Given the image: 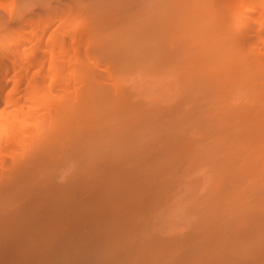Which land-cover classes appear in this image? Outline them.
<instances>
[{
    "label": "rangeland",
    "instance_id": "374dc122",
    "mask_svg": "<svg viewBox=\"0 0 264 264\" xmlns=\"http://www.w3.org/2000/svg\"><path fill=\"white\" fill-rule=\"evenodd\" d=\"M156 1L158 2L155 3ZM156 1L0 0V36L2 37L21 26L28 28V24L43 22L49 17L56 19V16L62 12L71 14L72 24L76 21L80 24L84 20L86 23L91 21L90 25L93 29L91 30L92 27H90V31L94 32L95 29L97 34L93 32L92 34L96 35V39L90 35L91 32L88 36L94 41H100H95L97 44L92 41V47L95 44L93 48L95 49L98 43L102 44H99L101 48L98 47L95 53L91 52V48L87 49L88 54L91 53L95 57L100 56V60H104V55H106L105 58L115 63L111 62L113 69L118 70L115 69V72L119 73V81L121 78L120 83H117L118 81L115 82L116 80L111 78L112 69L108 70L111 72L109 74L111 77L104 70L105 67L102 64L108 63L109 68L111 65L109 60L106 59L105 63L99 62L101 65H95L82 53V58L85 59L83 62L92 68V76H96L95 80L92 77L90 82L94 93L91 95H89L90 92L84 93L87 84V86L82 84V88L85 86L84 91L78 92L86 96L82 94L85 99L81 100L85 104L77 109L85 108L78 112L73 111L77 115L70 116L66 121L71 123L60 126H51L49 118L52 119L56 112L53 114L55 110H50L47 117L30 122L25 126V131L18 139V143H12L7 150L6 148L2 150L1 147L0 182L1 179H7H5L6 184L3 180L1 184L4 185L0 186V264H264V161H262L264 160V143H262L264 142V111L262 112L264 87L258 91L259 93L255 92L259 90L258 84H264V80L260 79L257 71L252 74L256 68L249 70L251 76L248 74L247 78L241 77L246 79L245 81L239 79L240 77L237 78L234 74L235 69L238 68L234 66L237 62L232 58L235 51L239 52L237 50L239 47H243L240 51L244 53L249 52L248 47L252 50L254 38H252L251 29H246L236 35V38H240L239 42H242V46L236 49L235 44H227L229 40L224 44L225 38L220 36V28L217 29L219 31L216 30L219 25L213 28V23L210 22L212 24H208L207 29L202 27L201 32L198 31L199 27L196 28L197 32L194 29L196 24L193 27L192 24L184 23L188 21H185V18L184 22L181 21L183 23H179L170 17L172 25H176L171 30L174 34L173 39L180 40L179 44H173V46L183 48L184 44L180 43H186L185 41L194 42L191 46L199 43L196 49L191 47L195 51H192V54H195L192 56L188 54L191 57L188 56L189 60L193 63L186 61L188 58L183 57L184 59L181 58V60L179 56L177 57L178 54L174 55V53L170 55L168 53V56L161 55L159 59L153 58V55L149 53L154 54L157 51L156 48L153 52L150 49L146 50L147 47L150 48L151 43H148L150 46L146 45L147 47L142 44L143 49L136 48L138 44H135L134 39L136 35H141L138 31L142 30H137L138 33H135L134 28L131 27L133 22L129 21H138L137 25L140 26L152 20L153 24L156 21L160 22L154 19L157 12L167 11H156L158 9L156 7L162 4L164 6L166 3L165 0ZM161 1L162 3H159ZM168 1L172 3V6L173 3L178 2V0ZM201 1L203 5V0ZM204 1L209 7L210 3L216 0ZM216 3L214 5L219 9L216 10L214 7L212 12L221 19L224 7L219 2L217 5ZM214 5L211 4L210 8L212 9ZM175 7L178 6H174V9ZM172 8L169 7V9ZM183 9L177 10L182 11ZM221 9L222 14L219 11ZM196 11L199 10H195L194 13ZM139 12L141 13L138 14ZM148 13L150 14L147 15ZM185 13L186 11L183 14ZM164 16L160 14L157 17L162 19ZM170 18L168 20H171ZM187 19L192 20L193 18ZM220 22L221 20L217 23ZM163 23L161 26L164 25ZM151 24H148V27ZM157 25L161 29L164 28L160 26V23ZM183 26L185 28L192 26L191 29H194L196 33L190 28L188 30L191 32L188 33ZM170 28L168 27L167 30ZM182 28L187 32H184ZM144 29L146 31V27ZM176 29L180 31L178 36H175ZM120 30H122L120 32L122 35L119 34ZM182 30L188 35H184ZM213 30L215 32L213 34H218L220 37L216 35L212 36L215 39L212 37L210 39L209 36L212 35L210 31ZM192 31H194L193 35L194 33L199 34L198 38L197 36H192V38L195 37L194 40L189 38ZM128 32L131 34L128 35ZM152 32L154 33V31L150 33ZM207 32L211 34L208 35ZM163 33L162 40L157 39L158 42L167 41L169 36L172 38L170 34L166 38L167 31L160 34ZM202 33L208 35L206 43L211 48L207 49L208 46L203 45L206 37L204 38L205 35ZM99 34L101 37L97 36ZM181 35L183 36L179 37ZM151 37L153 38L154 34ZM182 40L184 41L181 42ZM208 40L215 41L210 43ZM105 43L109 44V48ZM171 43L174 42L167 43L169 45L167 49L173 47ZM221 44L228 47L225 48L222 45L220 53L219 49L212 48L213 45L219 48ZM157 45L160 44L157 43ZM201 46L202 50H200ZM204 46L207 47L205 50ZM132 47L136 48V52ZM159 48L163 49L164 46ZM151 49H153L152 46ZM174 49H171L172 52ZM177 50L176 52L180 51ZM212 50L216 51L211 52ZM196 52L197 54L200 52V55H196ZM215 52L221 54L220 57ZM203 55H206V58L204 56L200 59ZM144 56L146 59L149 58V61ZM175 56L181 62H178ZM194 56L197 60L192 58ZM225 59H227L226 62ZM194 60L201 61L196 63ZM123 61H126V65ZM218 61L220 63H215ZM182 63L184 66L187 63L185 69L191 72L184 74L187 75L186 78L182 79L180 76V79L177 76L179 73L177 68L184 71ZM146 65L149 68L152 65L150 70L154 67L156 74L154 71L153 73L150 71L154 75L148 74L150 73L147 71L149 68L144 70ZM206 65L212 68L207 69ZM142 67L144 68L140 69ZM197 70L200 71L197 72ZM195 72L197 73L194 74ZM203 74H209L211 78ZM155 76L159 82L154 86L152 81L155 80ZM202 76L207 79L200 82L201 84L212 83V85L205 83L204 87L207 88L210 85L206 92L210 94H206L203 90L204 84H198L197 77L202 80L204 79ZM215 76H218V80ZM174 77L179 78L181 86L178 85L179 80L176 81ZM193 77L196 78L193 79ZM222 77L224 78L221 79ZM187 78H191V81ZM148 79L151 81L149 82ZM184 82L186 84L191 82V85H186ZM195 82H198L197 85ZM113 83L117 84L113 85ZM248 83L252 85V88ZM214 85L218 87H213ZM232 85L238 87L234 89ZM77 87L80 89L79 86ZM210 87L213 88L210 89L212 92L218 91L215 94L216 98L213 94L210 96L212 93L208 92ZM79 89L77 90L80 91ZM221 94L223 98L220 97ZM237 94H239L238 97ZM236 97L238 99H235ZM71 98L69 101H72ZM208 98L216 102L220 98L224 102L220 100L219 106L213 102V106L212 102L207 101ZM61 100L68 101L67 98ZM56 102L59 100L54 104ZM207 102L211 103V107L207 105ZM83 103L79 104L83 105ZM203 109L209 111H205L209 113L207 115H210L212 111L211 115L214 119L207 116ZM49 130H53V133ZM234 236L235 239H233Z\"/></svg>",
    "mask_w": 264,
    "mask_h": 264
},
{
    "label": "bare ground",
    "instance_id": "6f19581e",
    "mask_svg": "<svg viewBox=\"0 0 264 264\" xmlns=\"http://www.w3.org/2000/svg\"><path fill=\"white\" fill-rule=\"evenodd\" d=\"M156 1V0H155ZM197 1L198 0H187V1H185L184 2V0H183V2H182V0H178V2H175L177 5H175V3H173L174 5L172 6V3L170 2V3H168L169 1L168 0H165V3L166 4H169V5H166L167 7H165V5L163 6V4H162V6H160V7H162L161 9L162 10H160V7L158 6V4H157V6L158 7H156V8H158V9H156V11L157 10H159L160 12H162V11H167V12H162V13H159V12H157V15H156V17H154V19H155V21L156 20H159L160 22H155V24H153L154 22H153V20H152V22H150V23H148V24H151L149 27H148V24H146V22H145V24H142L143 26L145 25V27H146V31H145V27H141L140 25H137V24H139L138 23V18L136 19V21L137 22H134V21H129V22H133V24L131 25V27L132 28H134L133 29V31L135 32V33H140L141 35H142V33H143V31H145L144 33H143V35L141 36V35H136V38L138 37V38H140V39H136L135 37V39H134V42H135V44H138L137 46H136V48H139V49H141L142 47H141V45L143 44L145 47H147L149 44L148 43H151L152 45V48L153 49H151V46H150V48H148L147 47V49L146 50H148V49H150V51L151 52H153V51H155V48H156V50L158 51V49H160L159 47H163L164 46V48L162 49H160L159 51V53L157 52V51H155L154 52V54L153 53H149V54H152L151 56L154 58V57H157L158 59L161 57V55L162 56H164L165 54L167 55L168 53H169V55H170V53H174V55H177V57L178 58H188V59H186V61H188L191 57L190 56H192V55H194V54H192L193 52L192 51H194V50H192V48L191 47H193L194 49H196V46H199V43H198V45H196L195 44V46H191V44L193 43V45H194V42H192V43H188L187 41H185L186 43H184L183 41L184 40H182L181 42H183V43H180V44H184L183 45V48H181L180 46H173V44H179L178 43V41L180 42V40H178V39H173V36H174V34H173V32L171 31V30H173V27L174 26H176L175 24L174 25H172L173 23H172V19L173 20H175V22H181V21H183L184 22V20L185 21H187V22H184V23H186V24H192V26L194 25V24H196V25H194V26H196V27H194V29L197 31V29L196 28H200V30H198V31H200L201 32V29H202V27H206V26H208L209 27V25L210 24H212L213 23V28H215L214 26H218V27H216V30L217 29H219L221 32H219L221 35L220 36H222V37H224V38H222V39H224L223 40V42H224V44H226V41H228L227 42V44L228 43H233V44H235L236 46V49L239 47V46H242L241 45V43L242 42H239V39L238 38H236L237 36L236 35H238V34H241L242 33V31H244V30H246V29H251V32H252V34H253V37L252 38H254V41H253V44H252V50H251V48H249L248 47V49H250L249 50V52L247 53L246 51H245V53L244 52H241L242 50V48L243 47H239V49H237V50H239V52L238 51H235L236 53H234L233 54V59L237 62L236 64L237 65H235L234 64V66H237L238 68H236L235 69V72H234V74L237 76V78H239V79H241V80H243V81H245L246 79H242V78H247L248 77V74L250 73L249 72V70H251L252 68L254 69V68H256L254 71H252L251 73L252 74H255V72L257 71L258 72V75H259V77H260V79H263L264 80V0H216L215 2H217L216 3V5L218 4V2L221 4V6H223L224 8H223V14H222V9L221 10H219L220 12H221V19L220 18H218V17H216L217 15H215L212 11L214 10V7H215V2L214 1H212L213 3H210V6L209 7H207V2H205L204 0H203V5H202V1L201 0H199L198 2L199 3H201V5H199V3H197ZM209 1V0H208ZM211 1V0H210ZM152 2H154V1H152ZM158 1H156L155 3H157ZM164 2V1H163ZM191 2H193V3H191ZM159 3H162V1L161 2H159ZM182 3V5H179V4H181ZM197 3V5H195ZM186 4V5H185ZM205 4H206V6H205ZM211 4L212 5H214L213 7H212V9L210 8L211 7ZM156 5V4H155ZM161 5V4H160ZM174 6H178L179 8H180V10L182 9V8H184L182 11H180V10H177V9H179L178 7H175V9H174ZM183 6V7H182ZM189 6H191V7H189ZM197 6V8H195ZM201 6L204 8H201ZM148 7V6H147ZM153 7V6H152ZM152 7H150V8H152ZM169 7L170 8H172V9H169ZM155 8V7H154ZM164 8V9H163ZM165 8H166V10H165ZM193 8H195V10H199V11H196V13H198V14H196V13H194V9ZM201 8V9H200ZM189 9V10H188ZM193 9V10H192ZM215 9L217 10V9H219V7L217 8V6L215 7ZM170 10V11H169ZM174 10V11H173ZM187 10H188V12H187ZM204 10V11H203ZM206 10V11H205ZM224 10H226V11H224ZM147 11V10H146ZM169 11V12H168ZM171 11H173V12H171ZM178 11V13L176 14V12ZM186 11V13L185 14H183L184 12ZM219 11H217V12H219ZM179 12H181V13H179ZM190 12H192L193 13V15H192V13H190ZM206 12V13H205ZM141 12H139L138 14H140ZM154 13H156V12H154ZM159 13V14H158ZM166 13V14H165ZM170 13H172V14H170ZM174 13V14H173ZM201 15H200V14ZM210 13H212V15L210 14ZM150 13H148L147 15H149ZM160 14L162 15V16H164V15H166V16H164V18H160V17H157V16H160ZM176 14V15H175ZM196 16H195V15ZM206 14V15H205ZM218 14V13H217ZM146 15V14H145ZM170 15V16H169ZM191 15L193 16V17H191ZM197 15H199V16H197ZM211 17V18H209V16ZM135 16H136V14H135ZM140 16H142V15H140ZM151 16V15H150ZM155 16V15H154ZM169 16V18L171 19V20H168L169 18H167ZM180 18H179V17ZM202 16H204V17H202ZM205 16H207V17H205ZM214 16V17H213ZM218 16L220 17V15L218 14ZM144 17V16H143ZM174 17V18H173ZM193 18L192 20L190 19H187V18ZM216 17V18H215ZM70 18H72L71 17V14L70 13H68V14H65V13H60V14H58L57 16H56V19H54V18H52V17H49V18H47L45 21H43V22H38V23H36V24H28V28H25L24 26H21V27H19V29H16L15 31H12V33H11V31L9 32V34L8 35H6V36H0V149H1V147H2V150L4 149V148H6V150H7V148L9 149L10 148V146H12V143H14V142H16V143H18V139L19 138H21L20 136L23 134V131H25L24 130V128H25V126L27 125V124H29L30 122H35V121H37V120H39L40 118H43V117H47L49 114V112H50V110H55L54 112H53V114L55 113L56 115H53L52 117V119H51V117L49 118V122H50V124H51V126H60V125H62V124H69V122L70 121H68V122H66L67 120H68V118L71 116V117H73V115H77V114H75L74 112L76 111V112H78V111H80V110H82V109H84L83 107H81L82 109H80V110H78L77 108H80V106H84V104L85 103H83V101H84V99H85V96H86V94H83V93H78V92H82V91H84L85 90V92L84 93H89V95H91V93H94L93 91H94V89H92L91 88V81H92V73H93V70H91L92 68L87 64V63H85V62H83V60H85L84 58H82V53H84V55L86 56V58H87V60H89L90 62H92L93 64H95V65H101V63H105V62H107V61H105L107 58H105V56L106 55H104V60H100L101 59V57L100 56H97V57H95V55L94 56H92V54L90 53V50H89V53H90V55L88 54V51H87V49H90L91 48V52H93V53H95V51H98V47L99 48H101V45H99V44H102V43H98V46L95 48V49H93L94 47H95V44H97L95 41H99V40H92V39H90V37L88 36V34H89V32H91L90 31V27H92L91 28V30L93 29V26H91L90 24L92 23L91 21H87L88 23H86V20H84V24L82 23V24H80V22H78V21H76V22H74L73 24L70 22ZM147 18V17H146ZM158 18H160V19H158ZM166 18H167V20H166ZM185 18V19H184ZM206 18V19H205ZM149 19V18H148ZM163 19H165V20H163ZM197 19V20H196ZM204 19H205V21H204ZM212 19H214V20H212ZM217 19H220L221 20V22L220 23H217V22H219V21H217ZM144 20V19H143ZM179 20V21H178ZM206 20H208V21H206ZM169 21H170V23H169ZM191 21V22H190ZM193 21V22H192ZM200 21V22H199ZM204 21V22H203ZM217 21V22H216ZM163 22H168L167 23V25H165V23H163ZM183 22H181V23H183ZM208 22V23H207ZM210 22H212V23H210ZM157 23L159 24L160 23V26H161V24L163 23L164 25H162L161 27L163 28V29H161L158 25H157ZM217 23V24H216ZM137 25V26H135V25ZM203 24H205V25H203ZM207 24V25H206ZM209 24V25H208ZM221 24V25H220ZM199 25V26H198ZM140 27V28H136V27ZM157 26L161 29L160 31L158 30V28H157ZM170 26H172L171 28H170ZM189 26V25H188ZM188 26H186V28H185V26H183V28H185V29H191L192 28V26H190V27H188ZM53 27V28H52ZM131 27H129V28H131ZM147 27L149 28V30L147 29ZM168 27L170 28V30H167L168 29ZM180 28H181V26H179ZM178 27V28H179ZM188 27V28H187ZM125 28V27H124ZM124 28H123V31H124ZM142 28V29H141ZM156 28V29H155ZM182 28V29H183ZM8 29V28H7ZM120 29V28H119ZM151 29V30H150ZM152 29H154V30H152ZM165 29V30H164ZM194 29H191V30H194ZM206 29H207V27H206ZM137 30H142V31H138L137 32ZM184 30V29H183ZM183 30H182V32H183ZM194 30V31H195ZM203 30V29H202ZM208 30H210V28L208 29ZM208 30H206V31H208ZM219 30H217V31H219ZM8 31V30H7ZM97 31V30H96ZM122 30H120L119 31V34H121L120 32H121ZM132 31V30H131ZM151 31H154V33L152 32V34L150 33ZM156 31H158V32H156ZM163 31H167V33H165V35L167 34V36H166V38H168V35L172 32V34H170L171 35V37L172 38H170V36H169V38L167 39V41H159L158 42V40H162V38L161 37H163L164 36V33L163 34H160L161 32H163ZM170 31V32H169ZM176 35L175 36H178L179 35V32H178V30L176 29ZM194 31H192V33H190L191 34V36H190V34H189V38H191V39H195V37L197 36V38H198V33L197 34H195L196 33V31H195V33H194V35H193V32ZM197 31V32H198ZM93 32V31H92ZM92 32L90 33V35H92L93 36V34H95L96 32H95V29H94V32H93V34H92ZM114 32V31H113ZM126 32V31H125ZM124 32V33H125ZM130 32V31H129ZM129 32L127 33L128 35H130L129 34ZM184 32H187L186 30H184ZM183 32V33H184ZM189 32H191L190 30H188V33ZM205 32V31H204ZM211 33H212V35H210L208 32V35H210L209 36V38L211 39V37L212 36H216V37H218L219 35L218 34H216V35H214L213 33H215L214 32V30L213 31H210ZM1 33H3V32H1ZM117 33V32H116ZM123 33V32H122ZM123 33V34H124ZM146 33H149V34H146ZM206 33V32H205ZM216 33H218V32H216ZM97 34V33H96ZM146 34V35H145ZM153 34H154V37L152 38L151 37V35L153 36ZM157 34V35H156ZM178 34V35H177ZM182 34V33H181ZM185 34H187V33H184V35ZM204 33H202V35H203ZM1 35V34H0ZM114 35H116V34H114ZM122 35V34H121ZM161 35H163V36H161ZM188 35V34H187ZM200 35H201V33H200ZM205 35V34H204ZM208 35H205V36H203L204 38H205V40L206 39H208ZM91 36V37H92ZM96 36V35H95ZM95 36H93L94 38H95ZM98 37H101L100 36V34L99 35H97ZM117 36V35H116ZM145 36H147V37H145ZM157 36H159V37H156ZM183 35H181V36H179V37H182ZM192 36H195L194 38H192ZM219 36V37H220ZM109 37H110V34H109ZM146 38L145 40H144V38ZM185 37V36H184ZM202 37V36H201ZM202 37V38H203ZM93 38V39H94ZM133 38V37H132ZM131 38V39H132ZM156 38V39H155ZM186 38H188V37H186ZM202 38H199V39H201L202 40ZM212 38H214V37H212ZM220 38V39H221ZM96 39V38H95ZM125 39V38H124ZM158 39V40H157ZM165 38H163V40H164ZM176 40V41H173V40ZM215 39V38H214ZM237 39V40H236ZM130 39H128V41H129ZM136 40H138V41H136ZM155 42H154V41ZM166 40V39H165ZM201 40H199V42L200 43H203V42H201ZM204 40V39H203ZM202 40V41H203ZM253 40V39H252ZM92 41H94V43L95 44H93V46L94 47H92ZM118 41H120V40H118ZM126 41V40H125ZM125 41H124V43H125ZM131 41V40H130ZM145 41H147V42H145ZM174 42V43H171L172 44V48L171 49H174L173 50V52H172V50L171 49H167V48H169V45H167V43L169 44L170 42ZM209 41V40H208ZM213 41H215V40H211V42H213ZM218 41L220 42V40H219V38H218ZM100 42V41H99ZM158 44H160V45H157V43ZM176 42V43H175ZM207 42V40L204 42V43H206ZM210 42V41H209ZM210 42V43H211ZM217 42V41H216ZM221 42H222V40H221ZM222 42V43H223ZM90 43H91V46L89 47V45H90ZM111 43H113V42H111ZM140 43V44H139ZM145 43H147V44H145ZM156 43V44H155ZM161 43H164V44H161ZM166 43V44H165ZM203 43V45H206V46H208L207 45V43L206 44H204ZM104 44V43H103ZM105 44H108V43H105ZM154 44H155V46H154ZM188 44H190V45H188ZM209 44V43H208ZM217 44H219V43H217ZM216 44V45H217ZM224 44H221L220 46H219V48L217 47V46H212V48H217V49H219L218 50V52L220 51H222V50H220V47H222V45H223V47H225L224 46ZM232 44V45H233ZM247 44V43H246ZM114 45H116L115 43H114ZM125 45H127V44H125ZM124 45V46H125ZM129 45V44H128ZM142 45V46H143ZM147 45V46H146ZM166 45H167V47H166ZM186 45V46H185ZM202 45V44H201ZM202 45V46H203ZM231 45V46H232ZM133 46V45H132ZM140 46V47H139ZM202 46H201V48L200 47H197L198 49L200 48V50H202ZM89 47V48H88ZM106 47L107 48H109V44L108 45H106ZM134 47V46H133ZM132 47V48H133ZM166 47V48H165ZM190 48V50L188 51V49ZM209 47L210 46H208V48L207 47H203L204 48V50H205V48H207V49H209ZM226 47H228V46H226ZM225 47V48H226ZM103 48H105V47H103ZM112 48V47H111ZM116 48H118V47H116ZM136 48L134 49L135 50V52H136ZM144 48V47H143ZM142 48V49H143ZM211 48V47H210ZM224 48V49H225ZM234 48V47H233ZM232 48V49H233ZM97 49V50H96ZM119 49V48H118ZM138 49V50H139ZM167 49V50H166ZM178 49V50H177ZM185 49V50H184ZM197 49V50H198ZM216 49V50H217ZM224 49H223V53H225L224 52ZM246 49V48H245ZM247 49V50H248ZM94 50V51H93ZM170 50V51H169ZM176 50L177 51H179V52H176ZM200 50H198V51H200ZM216 50H212L211 52H214V51H216ZM235 50V49H234ZM241 50V51H240ZM104 51H105V49H104ZM117 51V50H116ZM144 51V50H143ZM149 51V50H148ZM163 51V52H162ZM187 51V52H186ZM208 51V50H207ZM227 51H228V49H227ZM134 52V53H135ZM166 52V53H165ZM180 52H182V53H180ZM183 52H185L184 54H183ZM195 52V51H194ZM201 52V51H200ZM200 52L197 54V52H196V55H200ZM205 52V51H204ZM219 52V53H220ZM229 52H230V50H229ZM233 52V51H232ZM180 53V54H179ZM206 53V52H205ZM216 54H217V52H215ZM227 53V52H226ZM113 54V53H112ZM137 54L139 55V52L137 51ZM143 54V53H142ZM142 54H140L141 56H142ZM144 54L145 55H147L148 56V54L146 53V52H144ZM190 56H189V55ZM202 54V53H201ZM208 54V53H207ZM96 55H99V54H96ZM156 55H158V56H156ZM173 55V56H174ZM187 55V56H186ZM215 55V54H214ZM219 57H220V55L219 54H217ZM217 55H215V57L217 56ZM223 55V54H222ZM226 55V54H225ZM231 55V54H230ZM114 56V55H113ZM168 56V55H167ZM190 58H189V57ZM204 56H205V58H206V55H203V56H201L200 57V59H202V58H204ZM228 56V55H227ZM226 56V58L228 59V57ZM115 57H117V56H115ZM119 57V56H118ZM145 57V56H144ZM144 57H143V59H144ZM149 57V56H148ZM147 57V58H148ZM176 56H175V58H177ZM210 57V56H209ZM211 57H213V55L211 56ZM222 57H224V56H222ZM112 58H114V57H112ZM150 58V57H149ZM149 58L148 59H146V57H145V59L146 60H148L149 61ZM174 58V60H176ZM177 58V59H178ZM183 58V59H184ZM192 58H195L196 59V57L194 56V57H192ZM199 58V57H198ZM217 58V57H216ZM225 58V57H224ZM97 59H98V61H97ZM115 59H118V58H115ZM120 59V58H119ZM142 59V60H143ZM151 59V58H150ZM180 59H178V62H181V60ZM208 57H207V62H208ZM218 59H220V58H218ZM217 59V60H218ZM227 59H225V62H226V60ZM107 60H109L110 61V63L112 62L113 63V61H111V59H107ZM122 60V59H121ZM141 60V61H142ZM146 60H144L145 62H146ZM153 60V59H152ZM180 60V61H179ZM197 60V59H196ZM210 60H212L211 58H210ZM221 60H223V59H221ZM221 60H220V62H221ZM234 60H232L233 62H234ZM101 61H103V62H101ZM117 61V60H116ZM140 61V62H141ZM154 61V60H153ZM177 61V60H176ZM185 61V62H186ZM190 62L192 61V60H189ZM195 61V60H194ZM199 61H201V60H198V61H195L196 63H199ZM230 61V60H229ZM228 61V62H229ZM99 62H101V63H99ZM124 63L126 62V61H123ZM150 62L152 63V61L150 60ZM149 62V63H150ZM205 62H206V60H205ZM219 61L218 62H215V63H220ZM223 62V61H222ZM87 64V66L90 68H88L85 64ZM109 63V64H110ZM112 63H111V65H110V69L108 68V63H105V64H102V65H104V70H106L107 72H108V70H111L112 69V72H113V75H109V74H111V72L109 71L108 72V75H109V77H111V78H113V79H115L114 81L115 82H117V83H120V81H121V78H120V81H119V76H118V72H117V74H116V72H115V69H116V71H118L117 70V68H115L116 66H114V68L115 69H113V67H112ZM117 63V62H116ZM120 63V62H119ZM153 63H155V61L153 62ZM188 64H192L193 63V61H192V63H189V62H187ZM187 63H185V66H184V63H182L181 64V66H184V71H181L182 69L180 68L179 70H178V68H177V72H179L178 74H177V72L175 73V74H177V76H179V78H180V76L182 77V79L183 78H186L185 76H187V75H184V74H187V73H189V71L190 70H187V69H185V67L187 66L186 64ZM113 64H115V63H113ZM123 64V63H122ZM128 64V63H127ZM131 64V63H130ZM178 64V63H177ZM205 64V63H204ZM211 65H214V64H212V63H210ZM225 64V63H224ZM107 65V66H106ZM125 65H126V63H125ZM148 65V64H147ZM144 66L145 67V69L144 70H146V69H148L149 68V66ZM154 65V64H153ZM178 65H180V64H178ZM194 65H196V64H194ZM208 65H209V63H208ZM208 65H206L207 66V69H208V67H210L209 69H211L212 67L211 66H208ZM218 65V64H217ZM120 66V65H119ZM118 66V67H119ZM137 66V65H136ZM139 66V65H138ZM192 66V65H191ZM197 66H198V64H197ZM205 66V67H206ZM223 66V65H222ZM112 67V68H111ZM144 67H142V68H140V69H143ZM151 67H152V65H151ZM151 67L149 68V70H147V71H152V73H153V69H154V67L152 68V70H150L151 69ZM201 68H202V66H200ZM226 67H228L227 65H226ZM188 68V67H187ZM204 68V67H203ZM217 68H219L220 69V67H218L217 66ZM119 69V68H118ZM188 69H190V67L188 68ZM213 69H214V67H213ZM223 69V68H222ZM228 69V68H227ZM114 70V71H113ZM144 70H142V71H144ZM200 70H202V69H200ZM199 70V71H200ZM206 70V69H205ZM236 70H237V72H236ZM239 70V71H238ZM92 71V72H91ZM198 70H197V72H199ZM207 71H210V70H207ZM214 71V70H213ZM218 71V70H217ZM221 71V70H220ZM219 71V72H220ZM191 72V71H190ZM197 72H195L194 74H196ZM212 72V71H211ZM211 72H210V74H211ZM238 72L240 73V74H238ZM248 72V73H247ZM115 73V74H114ZM145 74H147L146 72H144ZM151 72L150 73H148V74H152ZM154 73H155V71H154ZM182 73V74H181ZM204 73H205V71H204ZM209 73V72H208ZM216 73V72H215ZM215 73H213V74H215ZM218 73V72H217ZM226 73H228V71H226ZM225 73V74H226ZM231 73V72H230ZM229 73V74H230ZM156 74V73H155ZM190 74H192V73H190ZM240 75V76H238V75ZM247 74V75H246ZM97 75V74H96ZM118 76V78H116L117 76ZM152 75H154V74H152ZM204 75V74H203ZM207 76H209V74H206ZM206 75H204V76H206ZM220 75H222V74H220ZM250 75V74H249ZM98 76V75H97ZM116 76V77H115ZM175 76V75H174ZM176 76V77H177ZM197 76H199L198 74H197ZM200 76H201V74H200ZM204 76H202L204 79H202V80H200V79H198V77H197V81H199V83L198 82H195V85H197V83L198 84H200V85H203V88L205 87V83H211V82H205V83H203V84H201L200 82H202L203 80H206L207 78L206 77H204ZM213 76V75H212ZM223 76V75H222ZM232 76H234L233 75V73H232ZM251 76V75H250ZM95 77L96 76H94L93 78H94V80H95ZM99 77V76H98ZM121 77V76H120ZM216 78L215 79H217L218 80V76H215ZM242 77V78H241ZM111 78H109V79H111ZM175 78V77H174ZM179 78H175L176 79V81H178L179 80ZM192 78V77H191ZM191 78H187V79H189V81H191L190 79ZM196 78V77H195ZM194 77H193V79H195ZM209 78H211L210 76H209ZM208 78V79H209ZM224 77H222L221 79H223ZM227 78H229V77H227ZM227 78H226V80H227ZM97 79H99V78H97ZM181 79V78H180ZM256 79V78H255ZM260 79H258V81L259 82H261L260 81ZM101 79H99V81H100ZM149 80V79H148ZM212 80V79H211ZM238 79H236V81H237ZM263 80H262V82H263ZM151 80H149V82H150ZM184 81V80H183ZM183 81H181V83L183 82ZM193 81V80H192ZM209 81V80H208ZM213 81H215L214 80V78H213ZM221 81V80H220ZM242 81V82H243ZM248 81H249V79H248ZM72 82H73V85H72ZM86 82V83H85ZM153 82V84L152 85H154V84H156L157 82H159L158 81V79H156V76H155V80H153L152 81ZM188 82V81H187ZM204 82V81H203ZM216 82V81H215ZM218 82V81H217ZM238 82V81H237ZM236 82V83H237ZM240 82V81H239ZM117 83H115V84H117ZM214 83V82H213ZM244 83V82H243ZM242 83V84H243ZM78 84V85H77ZM81 84V85H80ZM82 84H87L86 86L87 87H85L84 85V87H85V89L83 90V88L81 87L82 86ZM114 83H113V85H115ZM184 84H186L185 82H184ZM184 84H183V88H184ZM191 85V82H189L188 84H186V85ZM216 84V83H215ZM218 84V83H217ZM231 84V83H230ZM242 84H240V85H242ZM249 84V83H248ZM120 85V84H119ZM178 85H182V84H180V80H179V84ZM210 85H212V83L210 84ZM209 85V86H210ZM238 85V84H237ZM235 86V85H232L233 87L232 88H234V89H236V87H238V86ZM250 85V87L252 86L251 84H249ZM261 85V86H260ZM260 85L258 84V86H259V90H256L255 91V89H253L256 93H259L258 91H261L262 90V87H264V84H261L260 83ZM77 86H79L80 87V89L77 87ZM117 87H119L118 85H116ZM155 86V85H154ZM192 86H193V84H192ZM192 86H188V87H191L192 88ZM207 86V85H206ZM209 86H207V88L209 87ZM215 86H217L218 87V85H214L213 87H215ZM230 86V85H229ZM244 86V85H243ZM246 86H248V85H246ZM70 87L72 88L73 87V89L75 90V91H77V93L75 92V91H71V90H73V89H70ZM116 87V88H117ZM199 87V86H198ZM197 87V88H198ZM212 87V86H211ZM209 88L208 90V92H212V90H210V89H213V88ZM240 87V86H239ZM261 87V88H260ZM120 88V87H119ZM150 88H151V86H150ZM190 88V89H191ZM199 88H202V87H199ZM198 88V89H199ZM207 88H204L203 90L205 91V93L207 92ZM252 88V87H251ZM254 88V87H253ZM255 88H256V84H255ZM77 89H79L80 91H78ZM114 89H115V87H114ZM118 89V88H117ZM121 89H123V88H121ZM182 89V88H181ZM206 89V90H205ZM219 89V88H218ZM240 89H241V87H240ZM248 89V88H247ZM246 89V91H248ZM250 89V88H249ZM264 89V88H263ZM82 90V91H81ZM93 90V91H92ZM119 90V89H118ZM194 90V89H193ZM193 90H191L192 92H193ZM215 90H217V89H215ZM233 90V89H232ZM121 92H122V90H120ZM197 91V90H196ZM200 91H202L201 89H200ZM203 91V92H204ZM231 91V90H230ZM237 91V90H236ZM250 91H252V90H250ZM114 92H115V90H114ZM117 93H118V91H116ZM182 92V91H181ZM191 92V93H192ZM202 92V93H203ZM214 92V93H213ZM212 93H211V95L210 96H212V94L215 96V98H216V92H218V91H213ZM222 92V91H221ZM238 92V91H237ZM241 92V91H240ZM197 93H200V92H197ZM220 93V92H219ZM243 93H244V91H243ZM248 93H250L249 91H248ZM85 95V96H83V95ZM121 94V93H120ZM193 94V93H192ZM206 94H210V93H206ZM218 94V93H217ZM226 94V93H225ZM239 94H241V93H239ZM239 94H237V97L239 96ZM246 94V93H245ZM88 94H87V96H89ZM121 95H123V94H121ZM230 95H231V92H230ZM244 95V94H243ZM254 96H255V94H253ZM261 95V94H260ZM68 96H69V98H68ZM209 96V95H208ZM220 96V95H219ZM223 96V94H221V96L220 97H222ZM228 96V95H227ZM245 96V95H244ZM244 96H243V99H244ZM252 96V95H251ZM70 97H72L71 99H72V101H69L70 100ZM204 97L206 98V95L204 94ZM218 97V96H217ZM233 96H231V98H232ZM235 98V99H238V98ZM247 97H248V94H247ZM253 97V96H252ZM256 97V96H255ZM64 99L65 100V98H67V102H66V100H65V102L63 101V100H61V99ZM202 98V97H201ZM204 98V99H205ZM211 98H213V97H211ZM211 98H208V99H210V100H208L207 99V101H210V102H212V104H213V102H216V101H211ZM223 98V97H222ZM226 98V97H225ZM227 98H229V97H227ZM245 98H246V96H245ZM81 99H83V101L81 100ZM234 99V98H233ZM242 99V98H241ZM250 99V98H249ZM252 99V98H251ZM261 99H263V98H261ZM59 100V102H56L55 104H54V102L55 101H58ZM213 100H214V98H213ZM216 100V99H215ZM220 100H222V99H220L219 98V101ZM258 100V99H257ZM53 101V102H52ZM205 101H206V99H205ZM205 101H203L202 100V102H204L205 103ZM218 101V100H217ZM218 101V102H219ZM223 101V100H222ZM256 101V100H255ZM61 102V103H60ZM64 102V103H63ZM218 102H216V103H214V104H216L217 106H219L220 104L218 103ZM224 102V101H223ZM226 102V101H225ZM250 102V101H249ZM79 103H83V105H81V104H79ZM208 104V106L209 107H211V103L209 104V102H207ZM220 103H221V101H220ZM251 103V102H250ZM56 104H60V105H56ZM180 104V103H179ZM182 105H184L183 103H181ZM180 104V105H181ZM214 104H213V106H214ZM260 104H262V103H260ZM179 105V106H180ZM206 105V104H205ZM205 105H203V107H205ZM221 105H223V104H221ZM228 105V104H227ZM201 106H202V104H201ZM208 106H207V108H208ZM232 106V105H231ZM262 106V105H261ZM226 107V106H225ZM233 107V106H232ZM257 107V106H256ZM51 108H53V109H51ZM206 108V109H207ZM220 108V107H219ZM234 108H235V106H234ZM236 108H238V107H236ZM206 109H203L204 110V113H205V111H206ZM230 109H233V108H230ZM240 109V108H239ZM261 108H259V110H260ZM210 110V109H209ZM212 110V109H211ZM214 110H215V108H214ZM220 109H218V111H219ZM223 110H225L224 108H223ZM258 110V109H257ZM257 110H254V111H257ZM257 111V112H259L260 113V111ZM74 111V112H73ZM217 111V110H216ZM264 111V108L262 109V112ZM206 112H209L208 110L206 111ZM212 112V111H211ZM211 112H210V115H207V114H209V113H205L207 116H211L213 119H214V116L213 115H211ZM214 112V111H213ZM220 113H221V111H220ZM224 113V112H223ZM256 113V112H255ZM258 113V114H259ZM48 114V115H47ZM72 114V115H71ZM212 114H214V113H212ZM257 114V113H256ZM255 114V115H256ZM259 116V115H258ZM258 116H256V117H258ZM51 119V120H50ZM205 119H207V118H205ZM215 119H217V117L215 118ZM70 120H71V118H70ZM207 121V120H206ZM210 121V120H209ZM255 121V120H254ZM214 122H216V120H214ZM71 123V122H70ZM204 123V122H203ZM208 124H210L211 125V123H209V122H207ZM255 123V122H254ZM205 124V123H204ZM213 126V125H212ZM61 127H63V126H61ZM60 127V128H61ZM55 128V127H54ZM49 129H51V128H49ZM53 129V128H52ZM57 129V128H56ZM55 129V130H56ZM60 130V129H59ZM50 131V133L52 132L53 133V130L51 131V130H49ZM58 131V130H57ZM55 132V131H54ZM46 136H51V135H46ZM46 139H49V138H46ZM262 143H264L263 141H262ZM261 145V144H260ZM263 145V144H262ZM262 147V146H261ZM245 149V148H244ZM247 150V149H246ZM245 151V150H244ZM261 151H263L262 150V148H261ZM105 153H107V152H105ZM94 154V153H93ZM96 155V154H95ZM103 155V154H102ZM106 155V154H105ZM96 157V156H95ZM98 158V156L96 157V159ZM99 159V158H98ZM93 160H95V159H93ZM262 161H264V160H262ZM261 161V162H262ZM91 162H93L94 163V161H91ZM90 162V163H91ZM95 162H97V161H95ZM260 162V163H261ZM97 164H98V162H97ZM15 165H16V163H15ZM263 167V166H262ZM264 171V170H263ZM8 172H10V171H8ZM13 172V171H12ZM11 172V173H12ZM10 174V173H9ZM5 179H7V178H5ZM5 179H1V182L3 181L5 184H6V180ZM1 182H0V186H3L2 184H1ZM236 224H242V223H236ZM234 225V224H233ZM233 235H235V234H233ZM232 236V235H231ZM232 239V238H231ZM233 239H235V236L233 237ZM233 241V240H232ZM233 243H234V241H233ZM232 244V243H231ZM233 245V244H232ZM231 245V246H232ZM232 247H234V246H232ZM231 250H233V248L231 249ZM233 252V251H232ZM232 254V253H231ZM232 257V255H230V258ZM232 259H233V257H232ZM236 260V259H235ZM232 261V260H231ZM234 263V262H233ZM236 263V262H235ZM230 264V263H229ZM232 264V263H231Z\"/></svg>",
    "mask_w": 264,
    "mask_h": 264
}]
</instances>
